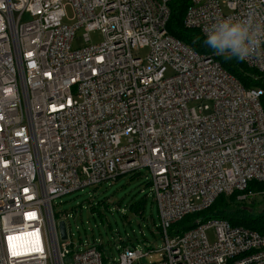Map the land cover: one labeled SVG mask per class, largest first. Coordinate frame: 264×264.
I'll use <instances>...</instances> for the list:
<instances>
[{"label": "built area", "instance_id": "1", "mask_svg": "<svg viewBox=\"0 0 264 264\" xmlns=\"http://www.w3.org/2000/svg\"><path fill=\"white\" fill-rule=\"evenodd\" d=\"M172 1L0 0V264H264V229L197 220L168 234L220 196L264 183V90L172 37ZM253 7L264 15V0H191L184 26L205 38L217 19ZM79 29L88 46L73 50ZM91 32L102 43L90 44ZM243 62L264 73V54ZM142 169L163 248L117 247L113 259L71 242L53 202ZM152 253L161 260L143 262Z\"/></svg>", "mask_w": 264, "mask_h": 264}, {"label": "trees", "instance_id": "2", "mask_svg": "<svg viewBox=\"0 0 264 264\" xmlns=\"http://www.w3.org/2000/svg\"><path fill=\"white\" fill-rule=\"evenodd\" d=\"M190 1L191 0H173L171 2V16L167 25L169 34L175 39L192 48L198 54L214 56L215 59L220 62L222 67L229 74L233 75L246 89L261 88L264 90V73H259L255 70L250 69L243 61H240L238 59H224L221 56H216L215 54H213L214 51L204 43L205 38L199 31L187 29L184 26V19L187 9L190 5ZM261 106L264 110V96L261 98ZM138 174L139 173H134L132 175V180H135V177L138 176ZM147 186L150 188L151 185L149 182H147ZM124 187L125 186H123L122 189ZM249 192L257 195L253 197L248 196L244 201H240L238 199L240 195L248 194ZM147 195L148 194H145L139 200L135 199L134 197L131 202L126 205H123V198L121 200L112 199V197H114L113 195L103 196L96 202L92 201V204L90 206L91 212L92 214L96 213L99 219L103 223L107 224L110 235L115 239L114 244L116 245V249L117 247L121 249L128 246L135 247L139 243L147 242L148 239L144 236V231L142 228L143 222H146L147 228L150 230L152 226H156V228L160 232L161 237L163 236L160 222H158L157 224L154 218L151 216L153 225L150 226L148 224L149 219L145 217L148 197ZM263 200L264 183L251 182L248 185L245 193L235 192L230 196H220L210 208L200 213L189 215L179 223L172 226L168 231V234L171 237L182 235L185 232L193 229L197 220H200L202 222H206L209 220H222L228 222L232 227H242L244 229L261 232L264 229V214L260 216H254L242 211L233 212L232 209L229 208V205L247 206L262 202ZM113 211H115V213L121 220V225L124 228L125 235L121 233L120 227L117 223L116 228H114L110 223L108 214L113 216ZM133 219L138 220V227L140 228L141 234L143 235L142 241L138 239L137 233L132 227ZM127 227L132 228L133 237L127 232ZM108 244H111L110 241L108 242ZM104 249V245H100L98 248L100 252H104ZM105 261L104 264H106Z\"/></svg>", "mask_w": 264, "mask_h": 264}, {"label": "rangeland", "instance_id": "3", "mask_svg": "<svg viewBox=\"0 0 264 264\" xmlns=\"http://www.w3.org/2000/svg\"><path fill=\"white\" fill-rule=\"evenodd\" d=\"M66 19L65 24L72 25L74 24V13L70 5L65 7ZM84 30L79 29L76 31L74 41L72 44L73 50H78L88 46L84 40ZM90 44L97 45L102 43L103 36L100 32H91L89 34ZM89 44V45H90ZM148 51H140L138 54L145 58ZM215 54V52L213 53ZM216 55V54H215ZM217 56V55H216ZM172 75V71L167 69L166 76L169 77ZM190 107H195V103H190ZM138 176L135 177V180H132L133 174H127L122 176L114 184H103L98 187L86 188L83 191H78L76 193L64 196L62 198L56 199L53 202L54 210L62 214H68L67 223L68 231L70 236V241L80 248L86 243H96L99 245H104V250L108 252L112 258H118V252L116 245L114 244L115 239L109 233V229L106 223H103L96 213L92 214L91 204L92 201L100 200L103 196H111L112 199L121 200L123 198V205L129 204L131 200L141 199L145 194L147 196V206L145 210V217L149 219L148 224L153 225L152 217L158 224L159 220L157 217V207L152 201V195L150 193V188L147 186L150 174L146 169H142L138 172ZM125 186L123 189L122 187ZM260 197V196H258ZM229 208L233 212H246L249 215L260 216L264 214V200L262 202L252 204V205H229ZM114 212V215L108 214L110 223L114 228H116V223L119 225L121 233L125 235L124 228L121 225V220L118 215ZM152 216V217H151ZM132 227L137 233L138 239L143 240V235L141 234L140 228L138 227V220H132ZM144 236L147 237L148 241L144 243L137 244V248L143 252H148L149 250H160L164 246V240L160 235V232L156 226H152L151 230L147 228L146 222H143L142 225ZM127 232L133 237L132 228L127 227ZM208 241L211 244L216 242V233L215 230L209 229L206 232ZM135 240V239H133ZM110 241V245L108 242ZM63 243V242H61ZM118 244V243H117ZM119 245V244H118ZM105 257V252H104ZM161 260L160 255L157 253H152L151 257L143 259L145 263L159 262ZM106 264H112V260H106Z\"/></svg>", "mask_w": 264, "mask_h": 264}, {"label": "clouds", "instance_id": "4", "mask_svg": "<svg viewBox=\"0 0 264 264\" xmlns=\"http://www.w3.org/2000/svg\"><path fill=\"white\" fill-rule=\"evenodd\" d=\"M204 43L217 56L244 61L264 54V15L255 7L244 17L220 18L206 29Z\"/></svg>", "mask_w": 264, "mask_h": 264}, {"label": "water", "instance_id": "5", "mask_svg": "<svg viewBox=\"0 0 264 264\" xmlns=\"http://www.w3.org/2000/svg\"><path fill=\"white\" fill-rule=\"evenodd\" d=\"M58 228H59V234H60L61 240L65 241L68 237L66 223L64 221H61L58 224Z\"/></svg>", "mask_w": 264, "mask_h": 264}]
</instances>
